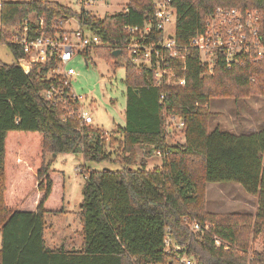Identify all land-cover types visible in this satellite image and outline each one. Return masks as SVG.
Instances as JSON below:
<instances>
[{
    "label": "trees",
    "instance_id": "trees-1",
    "mask_svg": "<svg viewBox=\"0 0 264 264\" xmlns=\"http://www.w3.org/2000/svg\"><path fill=\"white\" fill-rule=\"evenodd\" d=\"M172 5L177 14L175 46L185 57L182 87L165 81L156 85L153 70L136 66L123 50L128 38L124 27H142L153 14V0H128L122 11L104 17L56 1H0V42L13 57L11 63L0 61V264H181L182 254L198 264H246L232 246L246 242L243 233L251 216L208 213L203 192L205 183H236L256 196L251 228L264 236V129L241 134L217 126L209 130L207 110L214 97L264 96V55L256 63L230 68L218 56L208 72L190 41L207 15L224 6L257 11L264 45V0H172ZM39 19L51 36L67 32L59 24L76 19L102 42L83 56L94 52L116 63L123 58L126 70L125 124L115 130L122 137L118 141L124 155L119 169L87 167L84 172L78 249L45 246L44 214L64 210V176L50 165L60 153H79L88 163L111 161L105 142L115 136L91 125L81 131L76 112L69 114L61 103L42 96L54 83L47 80L53 64L35 65L25 74L15 63L22 52L7 39L25 20L36 34ZM159 35L152 32L147 40ZM114 51H119L117 57ZM62 96L77 111L68 88ZM172 118L183 123L182 144L167 142ZM136 147L160 155L161 165L147 169L137 163ZM57 188L59 197L52 203ZM190 221L201 230H190ZM166 236L170 247L180 251L168 252Z\"/></svg>",
    "mask_w": 264,
    "mask_h": 264
},
{
    "label": "rangeland",
    "instance_id": "rangeland-1",
    "mask_svg": "<svg viewBox=\"0 0 264 264\" xmlns=\"http://www.w3.org/2000/svg\"><path fill=\"white\" fill-rule=\"evenodd\" d=\"M49 1L67 5L76 11L83 8L84 11L97 17H104L122 11L126 8L128 2V0H95L94 3L89 2L81 5L78 0ZM29 19L34 21L32 15L29 16ZM59 25L61 29L67 32L74 31L79 26L76 19H69ZM168 29L173 32L175 23L172 22ZM85 59L80 54L70 62V66L74 68L76 73L70 78L72 91L77 96L82 97L81 102L89 111L93 121L91 126L105 131L107 134L114 133L115 140L110 141V139H107L105 142L106 151L110 154L111 161L88 163L83 160L82 155L79 153H60L53 158L50 168L62 172L64 176V210L58 214H44L46 223L44 235L47 238L50 236L54 243L51 246L52 248L47 247L49 249L63 248L64 250H71L79 248L82 244L78 211L82 203L81 188L84 179L82 173L76 171V168L85 166V169L88 167V170L119 169L118 161L124 155L119 145L122 137L115 133L118 127H123L125 124L126 70L124 60L118 58V63H116L114 60H109L94 52L89 53L86 62ZM0 61L3 63L13 62V57L4 42H0ZM207 112V129L209 130L217 126L221 130L241 134L264 129V96H248L238 100L231 97H214L208 101ZM167 123L168 126L171 125L168 130V144H182L184 137L177 120H169ZM134 150L136 162L145 163L147 169L161 165L162 157L153 152L148 155L146 147H136ZM203 194L204 209L208 213L251 216L250 227L247 229V233H243L246 242H244V245L232 246L233 251L241 256L246 264H264V261L260 260V257L264 254L263 233L259 229L254 232L251 228L257 208V197L249 195L236 183H205ZM58 197L57 188L53 192L52 203H55ZM69 239L71 240L68 241ZM71 244H73L72 248L69 247ZM168 252L172 254L173 249L169 247Z\"/></svg>",
    "mask_w": 264,
    "mask_h": 264
},
{
    "label": "built area",
    "instance_id": "built-area-1",
    "mask_svg": "<svg viewBox=\"0 0 264 264\" xmlns=\"http://www.w3.org/2000/svg\"><path fill=\"white\" fill-rule=\"evenodd\" d=\"M81 5L94 3L92 0H78ZM154 11L147 18L142 27L125 26L128 38L124 41L123 50L126 57L138 67L153 70V78L156 85L163 81L167 85L182 87L185 84V57L179 54L175 46L174 34L168 26L176 24V10L172 0H153ZM259 16L257 11H241L235 7L217 6L203 21V27L191 39L190 45L198 50L200 62L206 65L211 72L214 60L221 56L227 68L241 66L245 63H256L264 55V45L258 29ZM85 29V30H84ZM152 32L160 34L157 39L148 41ZM33 31L29 28L28 20L22 24L19 31L11 32L7 43L20 48L22 56L15 59L20 69L28 74L35 65L53 64V69L48 71L47 80L54 79L50 87L42 92V96L52 102L61 103L63 110L69 114L76 112L79 120V129L92 124L89 111L81 102V96L73 93L70 78L75 70L70 62L86 49H93L102 45L101 39L93 31L84 25L63 34L48 35L44 31L42 19L37 22ZM171 36V38H170ZM86 62V59H85ZM64 88L70 91V97L78 103L77 111H74L67 99L62 96ZM160 95V100L164 99ZM177 120L182 129L183 123ZM171 128L168 126L167 131ZM76 171L82 173L83 179L87 177L85 167H78ZM190 230L199 231L201 226L195 221H190ZM219 245L217 239L214 240ZM164 245L168 249L171 240L168 236L164 239ZM226 247H224L225 249ZM173 251L180 248L173 246ZM181 264H198L193 257L182 254L178 257Z\"/></svg>",
    "mask_w": 264,
    "mask_h": 264
},
{
    "label": "crops",
    "instance_id": "crops-1",
    "mask_svg": "<svg viewBox=\"0 0 264 264\" xmlns=\"http://www.w3.org/2000/svg\"><path fill=\"white\" fill-rule=\"evenodd\" d=\"M71 239H69L68 241H70ZM67 241V242H68ZM44 242H45V246L46 247H49V248H52L51 246H53L54 245V243L52 242V240H51V238H50V236L47 238L45 235H44ZM53 244V245H52ZM77 245H78V241H77ZM71 246H73V244H71L69 247H71ZM72 248V247H71ZM67 249V248H66ZM70 249V248H69ZM73 249H78V247L77 248H73Z\"/></svg>",
    "mask_w": 264,
    "mask_h": 264
},
{
    "label": "water",
    "instance_id": "water-1",
    "mask_svg": "<svg viewBox=\"0 0 264 264\" xmlns=\"http://www.w3.org/2000/svg\"><path fill=\"white\" fill-rule=\"evenodd\" d=\"M170 38H171V36H170ZM112 55H113V57H117L119 55V51H114ZM135 92H137V90H135Z\"/></svg>",
    "mask_w": 264,
    "mask_h": 264
}]
</instances>
